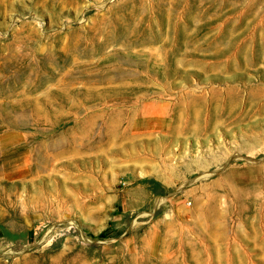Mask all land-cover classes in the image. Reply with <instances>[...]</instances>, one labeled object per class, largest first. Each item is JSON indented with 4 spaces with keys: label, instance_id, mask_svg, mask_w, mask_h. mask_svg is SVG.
Returning <instances> with one entry per match:
<instances>
[{
    "label": "rangeland",
    "instance_id": "374dc122",
    "mask_svg": "<svg viewBox=\"0 0 264 264\" xmlns=\"http://www.w3.org/2000/svg\"><path fill=\"white\" fill-rule=\"evenodd\" d=\"M0 264H264V0H0Z\"/></svg>",
    "mask_w": 264,
    "mask_h": 264
},
{
    "label": "bare ground",
    "instance_id": "6f19581e",
    "mask_svg": "<svg viewBox=\"0 0 264 264\" xmlns=\"http://www.w3.org/2000/svg\"><path fill=\"white\" fill-rule=\"evenodd\" d=\"M205 175H206V174H205ZM208 175H209V174H207V176H208ZM181 188H182V187H181ZM164 201H165V200L162 199V202H164ZM134 224H135V223H134Z\"/></svg>",
    "mask_w": 264,
    "mask_h": 264
}]
</instances>
